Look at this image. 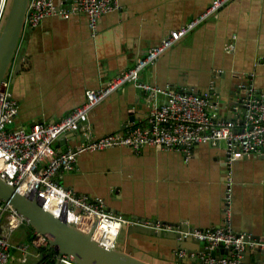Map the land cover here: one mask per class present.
<instances>
[{
	"label": "crops",
	"instance_id": "1",
	"mask_svg": "<svg viewBox=\"0 0 264 264\" xmlns=\"http://www.w3.org/2000/svg\"><path fill=\"white\" fill-rule=\"evenodd\" d=\"M53 1L67 7L71 0ZM211 1L118 0L95 29L83 13L44 17L22 32L10 65L7 89L18 104L11 127L29 130L36 122L60 120L84 101L88 90L106 86ZM140 78L162 89L210 91L219 119H239L234 93L239 92L238 98L245 94L239 86L250 82L264 94V0H232L162 53ZM164 101L162 94L150 98L125 84L90 112L91 138L123 132L126 123L147 126L153 105ZM82 140L79 129L60 136L53 147L65 151ZM57 181L75 194L99 198L116 216L185 231L228 226L264 242V155L238 156L228 167L223 142L196 143L188 155L152 146L138 154L126 146L83 152ZM28 230L22 231L28 238L14 235V240L29 242L33 234ZM172 241L122 229L116 246L132 247L136 257L152 264H175L176 256L190 254L199 258L195 242H185L186 255L180 257ZM258 255L251 253L244 261L264 262V255ZM24 259L15 253L9 264H39L41 253L32 251Z\"/></svg>",
	"mask_w": 264,
	"mask_h": 264
},
{
	"label": "built area",
	"instance_id": "2",
	"mask_svg": "<svg viewBox=\"0 0 264 264\" xmlns=\"http://www.w3.org/2000/svg\"><path fill=\"white\" fill-rule=\"evenodd\" d=\"M117 1L71 0L69 6L64 7L56 6L53 0H31L26 21L34 27L47 16L66 19L73 13H83L88 18L89 27L95 29L102 14L118 6ZM231 1L212 0L203 12L177 30L170 31L156 46L137 58L132 67L113 76L106 86L88 90L84 101L58 121L36 122L29 130L12 128L18 104L7 89V81L3 82L0 87V178L21 194L36 198L55 217L64 218L83 231L91 232V237L107 248L115 247L124 225L142 224L154 229L171 230L170 226L164 227L160 222L141 223L111 214L99 198L75 194L64 188L57 177L61 172L72 170L81 153L115 146H126L135 154L146 146H152L156 150H178L188 155L196 143L207 142L216 146L223 142L228 167L238 156L264 155V94L256 92L252 83L239 86L245 90L244 96L238 99L239 104L234 105L240 118L225 122L213 110L210 91L194 94L162 89L140 78L141 72L162 53ZM6 2L0 0V21ZM127 83L134 84L150 98L162 94L165 101L153 105L147 126L126 123L123 132L92 139L88 122L90 112ZM79 129L84 140L78 145L65 151H57L53 147L60 136ZM227 185L229 188L230 183L227 182ZM23 222V217L10 204L0 201V264H9L15 253L20 261H24L32 251L39 253L49 247V239L34 231L29 242L15 241V232ZM181 235L201 242L208 251L199 254L204 264H261L243 262L242 253L254 247L264 249V242L237 234L228 226L186 231ZM222 247H230L231 255L219 257L212 254ZM178 255L185 256L186 252L180 250ZM189 256L195 257L193 254ZM51 260L54 264H76L70 257L59 256L54 251ZM39 264L48 263L41 261Z\"/></svg>",
	"mask_w": 264,
	"mask_h": 264
},
{
	"label": "water",
	"instance_id": "3",
	"mask_svg": "<svg viewBox=\"0 0 264 264\" xmlns=\"http://www.w3.org/2000/svg\"><path fill=\"white\" fill-rule=\"evenodd\" d=\"M31 0H7L0 21V87L7 81L12 59L18 49L20 38L24 30L31 29L30 23L26 21L27 11ZM23 53V47L18 52V58ZM18 69V68H17ZM16 69V70H17ZM186 92V91H185ZM193 92L198 94V92ZM238 91L234 93L235 105L239 104L237 96ZM244 96V95H243ZM241 96V97H243ZM213 98L211 97V102ZM215 102V101H214ZM212 102L211 104L215 105ZM230 122L231 119L224 117L221 119ZM242 121V120H241ZM0 201L10 204L30 226L32 231L46 236L49 239V247L59 256L70 257L76 264H152L136 257L132 247L121 249L115 247L107 248L100 242L91 237V232H85L73 223L67 222L64 218L55 217L52 213L42 207L40 201L36 198L21 194L12 185L0 178ZM171 230L164 231L137 224L134 226H123L127 233L137 232L150 234L153 236L165 237L173 240V251L186 249L184 244L187 241H193L201 250L200 253H208L201 242L193 238H183L181 232H186L185 228L171 227ZM94 226L92 227V230ZM245 237H248L245 235ZM221 253V255H220ZM264 255V249L254 247L246 249L242 253V261L249 254ZM216 256H230L231 248H218L215 250ZM204 264L199 258H190L185 256L174 258L175 264ZM246 263V262H245ZM257 263L264 264L259 261ZM58 264V263H56Z\"/></svg>",
	"mask_w": 264,
	"mask_h": 264
},
{
	"label": "rangeland",
	"instance_id": "4",
	"mask_svg": "<svg viewBox=\"0 0 264 264\" xmlns=\"http://www.w3.org/2000/svg\"><path fill=\"white\" fill-rule=\"evenodd\" d=\"M26 228V230H28V228H30V226L26 223V222H23L21 224V226L18 228V230L15 232V237H19L21 239H24L25 237L28 238V236L25 234L22 236V231ZM29 231V230H28ZM25 242V241H23ZM42 250H51L50 247H48L47 249H42ZM52 251V250H51ZM53 252V251H52ZM27 264H31L30 261L27 262Z\"/></svg>",
	"mask_w": 264,
	"mask_h": 264
},
{
	"label": "trees",
	"instance_id": "5",
	"mask_svg": "<svg viewBox=\"0 0 264 264\" xmlns=\"http://www.w3.org/2000/svg\"><path fill=\"white\" fill-rule=\"evenodd\" d=\"M32 232V229L29 228V233ZM41 253V261H44L48 264H54V262L51 260V256L53 255V252L51 250H40Z\"/></svg>",
	"mask_w": 264,
	"mask_h": 264
}]
</instances>
